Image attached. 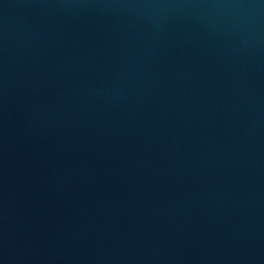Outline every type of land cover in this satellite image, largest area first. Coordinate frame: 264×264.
Segmentation results:
<instances>
[{"label": "water", "instance_id": "water-1", "mask_svg": "<svg viewBox=\"0 0 264 264\" xmlns=\"http://www.w3.org/2000/svg\"><path fill=\"white\" fill-rule=\"evenodd\" d=\"M0 264H264V0H0Z\"/></svg>", "mask_w": 264, "mask_h": 264}]
</instances>
